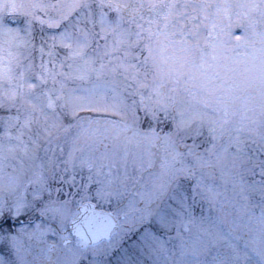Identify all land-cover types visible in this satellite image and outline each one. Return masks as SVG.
Returning <instances> with one entry per match:
<instances>
[{
    "label": "snow or ice",
    "instance_id": "snow-or-ice-1",
    "mask_svg": "<svg viewBox=\"0 0 264 264\" xmlns=\"http://www.w3.org/2000/svg\"><path fill=\"white\" fill-rule=\"evenodd\" d=\"M46 7L34 0L31 10ZM247 8L233 19L218 7L223 19L210 23L203 40L197 25L142 28L129 45L138 49L134 58L125 53L119 63L110 54L129 34L101 18V31L114 37L109 62L93 69L94 78L79 72L82 86L66 99L75 121L66 131L78 128L77 139L87 143L78 163L53 171L10 133L0 142V264H264V119L237 121L221 103L232 90L225 53L249 44V28L264 45L255 31L264 0H247ZM81 10H90L88 0H65L60 19L35 17L55 42L47 55L64 47L72 59L86 56L89 36L73 26ZM16 23L0 25V35L10 46H31L13 31ZM106 40L95 36L97 47ZM3 53L0 43V75L9 70ZM3 111L12 119L11 109ZM25 239L43 245L42 259Z\"/></svg>",
    "mask_w": 264,
    "mask_h": 264
},
{
    "label": "rangeland",
    "instance_id": "rangeland-1",
    "mask_svg": "<svg viewBox=\"0 0 264 264\" xmlns=\"http://www.w3.org/2000/svg\"><path fill=\"white\" fill-rule=\"evenodd\" d=\"M145 2L151 3L152 0H145ZM32 3H34V0H0V8H4L1 11H4L6 7L10 6L19 7L20 5H25L26 8H28V6L31 8ZM58 3L60 2H56L55 4ZM156 3H160L161 7L162 20L159 17L160 26H163L165 23H167L169 30L183 29L187 31L193 29L194 25H197L198 28L193 30L198 31L201 40L205 38L202 36L204 30V34L207 36L209 31L208 26L212 21L223 19L224 14L222 12L219 14L217 13L218 7H227L229 15L233 19H235L237 15L248 11L247 0H157ZM50 4L53 5L51 2ZM23 11H26V9ZM37 11L41 12L39 10ZM63 11L64 9L61 7L59 10H56L55 12L57 13V17L60 18ZM110 11L111 5H109L107 1L103 0H97L95 4H91L90 10L81 11L80 17L82 19H79L78 21L74 20L73 26L76 35L82 36L84 33H87L89 36V45L86 49V56L83 59H72L69 57L71 49L56 47L58 50V57L55 59L54 65L47 67L49 71L52 69V72H49L47 75L45 74V69L41 68L39 64L45 59L46 53L48 51V45L50 43H55L54 41L50 40L51 30L48 29L46 25H41L36 20V12H33L32 10L31 14L33 15V18L31 19L28 17L21 18V15H16L6 20L5 15H0V25H3L4 28L7 29L9 27L7 21H16L17 23L12 26L13 31L18 30L20 36L26 37L33 42L31 46H17L15 42L11 43L10 46L7 34L0 35V43H2L4 48L3 54H8L9 47H11V52L15 54L20 67L24 66L26 71L32 70V77L34 79L32 83L29 84L28 82L31 79V76L27 72L26 78L23 79L24 85H13L12 89L14 90V95L16 98L20 96L23 101L28 99V104L32 108V112L29 117H33L35 120L39 119V121H42L43 119H51V116L54 117L53 120H49V124L45 126V131L42 134L44 137L46 136L44 144L41 142L37 144L40 149L41 160L46 163L50 170L56 171L62 169L65 164L69 162L78 163L81 150L87 148V143L84 140L77 139L79 132L78 128L73 127L70 131H66L67 126L70 123H75V121L72 119L71 112L66 106V100H64L63 104V97L57 100V96L61 92H63V94L68 93L71 88L69 83L71 82V84H76L78 82L76 76L79 72L87 71L89 75H92L95 73L93 69L99 68V63L95 62L97 57L92 56V53L90 52V43L91 41H95V36L97 33L105 35L107 37L106 42H109L112 39L110 32L101 31V18L104 17L106 21L112 24H116L118 22L122 24V20L116 16V13L113 12L111 14ZM45 14L42 12L39 14V16L44 20H48L49 18L46 16L53 15L54 8H47ZM57 17H52V19H58ZM29 26L32 27L31 35L28 33ZM237 30L239 29H236V31ZM255 31L256 33H264V19L258 16L255 17ZM248 37L249 44L247 46L235 48L230 52H226L225 56L227 59L222 60V63L227 69V76L230 83L232 84V90L226 95L222 96L221 103L231 112L235 113V119L237 121L243 117L240 115V112H243L244 110L240 109V107L245 102V100L240 98L242 90L244 88H249L251 85L250 81L253 80L254 77H263L257 74V72L261 69V64L264 62V52L259 51V49L264 48V45L260 43L259 36L253 35L251 28H249ZM41 45H43L45 49V52L43 53L40 51ZM133 48L134 47L129 48V59L134 58L135 52L138 51V49L134 50L135 48ZM119 54V51L115 53V56L118 57V63L120 62V59L125 57V53L122 56H119ZM26 57L28 58V61L22 64V60H24ZM85 61H88V64H85ZM102 61L106 63L104 59ZM64 62H68L70 65L68 74H64L62 70L63 66L59 65L60 63ZM53 72L55 73L54 78H58L59 81L63 83V86L56 91L55 89L53 90L51 88H46L44 85L42 86L39 81H42L45 76H53L51 74ZM116 78L120 80V77ZM30 85H37L38 87L36 89H32V86L30 87ZM52 86L53 88L56 86L55 79H53ZM52 92H56V95L51 97L53 102L52 106L54 104L57 105V110L59 113H63V111L67 113L64 117V121H60L63 118L62 116L60 118L56 117V114L53 111L55 109H51L49 111L46 110L47 100L49 99ZM218 95L220 94L218 93ZM249 95L251 97L252 93H249ZM247 96V91H244L243 98L247 99ZM212 99L215 100V97H212ZM10 101L11 93L3 86H0V107H8L10 105ZM246 108H250V103L247 100ZM246 116L250 117L249 115ZM23 120L26 121V118H23ZM28 123L30 124V122ZM30 127L32 128L31 124ZM161 127H163V125H161ZM54 130L58 131V133H53ZM27 136L32 140L34 139L32 132L28 133ZM105 143L108 144L109 148H112L113 144L111 141L106 140ZM28 148L29 150L33 149V147ZM61 148L63 151H61ZM129 148L133 152L142 151V148H137L135 145H130ZM130 174L134 175L135 173L130 170ZM28 191L32 192L31 189ZM62 191H67L66 185L62 188ZM69 195H71V193H69ZM50 239L52 238L50 237ZM42 247V244H38L35 240H33L34 253L40 252Z\"/></svg>",
    "mask_w": 264,
    "mask_h": 264
},
{
    "label": "trees",
    "instance_id": "trees-1",
    "mask_svg": "<svg viewBox=\"0 0 264 264\" xmlns=\"http://www.w3.org/2000/svg\"><path fill=\"white\" fill-rule=\"evenodd\" d=\"M54 55L58 57V50H57V48H55V50H54ZM79 83H83V82H79Z\"/></svg>",
    "mask_w": 264,
    "mask_h": 264
},
{
    "label": "flooded vegetation",
    "instance_id": "flooded-vegetation-1",
    "mask_svg": "<svg viewBox=\"0 0 264 264\" xmlns=\"http://www.w3.org/2000/svg\"><path fill=\"white\" fill-rule=\"evenodd\" d=\"M30 259V258H29Z\"/></svg>",
    "mask_w": 264,
    "mask_h": 264
}]
</instances>
